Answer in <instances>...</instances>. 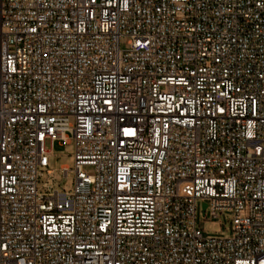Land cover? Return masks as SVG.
<instances>
[{"label":"built area","instance_id":"2783aa9c","mask_svg":"<svg viewBox=\"0 0 264 264\" xmlns=\"http://www.w3.org/2000/svg\"><path fill=\"white\" fill-rule=\"evenodd\" d=\"M0 264H264V0H0Z\"/></svg>","mask_w":264,"mask_h":264},{"label":"rangeland","instance_id":"374dc122","mask_svg":"<svg viewBox=\"0 0 264 264\" xmlns=\"http://www.w3.org/2000/svg\"><path fill=\"white\" fill-rule=\"evenodd\" d=\"M126 39L121 40V47H125ZM46 147L50 148V144L46 143ZM53 153L55 156L50 158L49 167L55 169L57 172L62 164L68 165L69 168L73 166V145L72 144H64L59 142H54L52 146ZM88 171H91L88 168ZM72 177L73 174L69 173L68 177H61L57 180L54 185L59 189L71 190L72 189ZM46 179V174L44 173L38 179V186L42 184ZM43 190V189H42ZM196 223L200 226L203 236H225L228 235L231 231V213L229 211H221L218 213L216 218H211L207 213L205 218L203 219L202 211L200 203H197L196 207ZM211 221H215V224H212Z\"/></svg>","mask_w":264,"mask_h":264},{"label":"water","instance_id":"95a60500","mask_svg":"<svg viewBox=\"0 0 264 264\" xmlns=\"http://www.w3.org/2000/svg\"><path fill=\"white\" fill-rule=\"evenodd\" d=\"M204 208H205V203L202 204V209H204Z\"/></svg>","mask_w":264,"mask_h":264}]
</instances>
